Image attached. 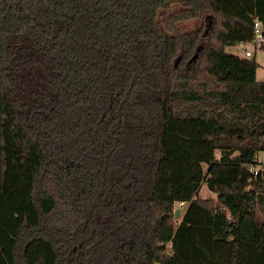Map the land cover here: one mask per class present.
Wrapping results in <instances>:
<instances>
[{
    "label": "trees",
    "instance_id": "1",
    "mask_svg": "<svg viewBox=\"0 0 264 264\" xmlns=\"http://www.w3.org/2000/svg\"><path fill=\"white\" fill-rule=\"evenodd\" d=\"M256 18L264 0H0V264H264V81L226 51Z\"/></svg>",
    "mask_w": 264,
    "mask_h": 264
},
{
    "label": "rangeland",
    "instance_id": "2",
    "mask_svg": "<svg viewBox=\"0 0 264 264\" xmlns=\"http://www.w3.org/2000/svg\"><path fill=\"white\" fill-rule=\"evenodd\" d=\"M179 26L184 31H192V30H194L200 26V22H198V21L181 22V23H179ZM244 49H249V50L254 51V45L252 43H240V44L235 45V46H227L226 47L227 52L239 54L242 56H245ZM254 56L256 58V61L260 65L258 70H257V79L259 81H264V49H256ZM237 155H238V152L231 153V157H233V158H236ZM257 160H258L257 169H262V167L264 166V151H261L258 153ZM205 168H206V166H205ZM200 194L202 197H205V198L216 197V193L212 192L208 188V185L206 183L203 184ZM175 209L179 210V212H180L179 215L176 216V221H177V223H179L182 220L183 214H184L185 209H186V205L182 204V203L176 204ZM260 213H261L260 214L261 218L264 219V211H261Z\"/></svg>",
    "mask_w": 264,
    "mask_h": 264
},
{
    "label": "built area",
    "instance_id": "3",
    "mask_svg": "<svg viewBox=\"0 0 264 264\" xmlns=\"http://www.w3.org/2000/svg\"><path fill=\"white\" fill-rule=\"evenodd\" d=\"M249 43H252L254 45V51L244 49L245 57H254L256 49H264V29L262 22L258 18H256L254 21V38ZM251 170L255 174H258L259 172V169H256L254 167H252Z\"/></svg>",
    "mask_w": 264,
    "mask_h": 264
},
{
    "label": "water",
    "instance_id": "4",
    "mask_svg": "<svg viewBox=\"0 0 264 264\" xmlns=\"http://www.w3.org/2000/svg\"><path fill=\"white\" fill-rule=\"evenodd\" d=\"M179 213H180V212H179V210H176V216H178V215H179Z\"/></svg>",
    "mask_w": 264,
    "mask_h": 264
}]
</instances>
